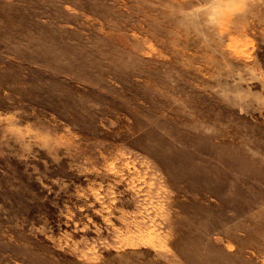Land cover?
<instances>
[{
  "label": "rangeland",
  "instance_id": "1",
  "mask_svg": "<svg viewBox=\"0 0 264 264\" xmlns=\"http://www.w3.org/2000/svg\"><path fill=\"white\" fill-rule=\"evenodd\" d=\"M0 264H264V0H0Z\"/></svg>",
  "mask_w": 264,
  "mask_h": 264
}]
</instances>
